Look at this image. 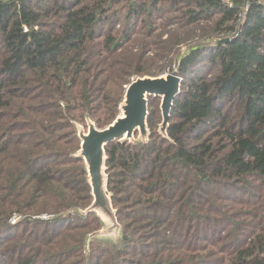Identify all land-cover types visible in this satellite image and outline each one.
<instances>
[{
    "label": "trees",
    "instance_id": "1",
    "mask_svg": "<svg viewBox=\"0 0 264 264\" xmlns=\"http://www.w3.org/2000/svg\"><path fill=\"white\" fill-rule=\"evenodd\" d=\"M224 1L0 0V264H264V0ZM175 65L168 135L150 96L149 139L106 146L121 237L87 257L76 124Z\"/></svg>",
    "mask_w": 264,
    "mask_h": 264
},
{
    "label": "water",
    "instance_id": "2",
    "mask_svg": "<svg viewBox=\"0 0 264 264\" xmlns=\"http://www.w3.org/2000/svg\"><path fill=\"white\" fill-rule=\"evenodd\" d=\"M220 42H227L229 37L219 39ZM182 77L175 70L164 75L138 76L126 86L123 101L120 104L122 115H118L110 124L99 128L90 118L86 119V127L79 129L78 136L81 140L80 149L75 155L82 157L88 173L89 184L93 195L91 205L84 211L78 210L81 214L95 212L110 218L117 227L121 225L116 216V210L112 203V193L108 189L107 153L106 146L115 140L133 141L135 135H139L147 141L150 130L148 127L149 97L161 98L162 122L159 132L167 136L169 120L176 96L181 92ZM84 128H88L87 132ZM138 142V141H135ZM103 221V219H102ZM104 226V221H103ZM98 236V231L92 236ZM90 239V238H89Z\"/></svg>",
    "mask_w": 264,
    "mask_h": 264
},
{
    "label": "rangeland",
    "instance_id": "3",
    "mask_svg": "<svg viewBox=\"0 0 264 264\" xmlns=\"http://www.w3.org/2000/svg\"><path fill=\"white\" fill-rule=\"evenodd\" d=\"M168 36V33H164V37L166 38ZM209 41H211V39H205V40H203V39H201L200 41H197L196 39L194 40V41H190V42H187L185 45H183V46H180V50H179V52L181 53V54H185L188 50H189V48H191V47H194L195 45H200V43H203V44H206L207 42H209ZM198 42H200V43H198ZM191 45V46H190ZM175 67V70L177 69V65H175L174 66ZM168 72H173V71H171L170 70V68L169 67H166V68H164L162 71H160L159 73H157L156 74V76H158V75H164V74H167ZM145 76V75H144ZM137 77V76H136ZM136 77H134V78H136ZM133 78V79H134ZM132 79V80H133ZM128 86V85H127ZM125 95V94H124ZM123 101V100H122ZM157 102H158V104H159V106H161V98H158L157 99ZM121 104V103H120ZM123 112H122V110L120 109V106H119V113H118V115H121ZM80 123H77L76 124V128H77V125H79ZM161 124V123H160ZM85 125H82V124H80L79 125V129H81V128H83ZM86 127V126H85ZM106 127V126H105ZM87 130H88V128H86ZM85 128H84V130L87 132V130H86ZM77 131H78V129H77ZM132 140L133 141H142V140H145L144 138H142L141 136H140V134L139 135H135L133 138H132ZM80 142H81V140H80ZM80 149V148H79ZM79 149L76 151V152H74V156L78 153V151H79ZM88 177V176H87ZM88 182H89V178H88ZM74 210H77L76 212H78V210H81V211H84L83 209H81V208H75ZM74 210H72V212H74ZM40 215H42L43 217H50V215H48V214H45V213H42V214H40ZM102 216V218H101V221H102V219H103V221H104V226L103 227H101L99 230H98V236L96 235V236H92V233H90L89 235H88V241H87V245H86V250H85V255L88 257L89 255H90V251H91V247H90V241L93 239V238H98V239H103V240H109V241H113V242H116V241H118L119 239H120V237H121V230H120V227H117L116 225V223H114L110 218H108V217H105L104 215H101ZM17 217H19V216H17ZM102 221V222H103ZM119 222V221H118ZM120 224V223H119ZM121 225V224H120ZM90 238V239H89Z\"/></svg>",
    "mask_w": 264,
    "mask_h": 264
},
{
    "label": "built area",
    "instance_id": "4",
    "mask_svg": "<svg viewBox=\"0 0 264 264\" xmlns=\"http://www.w3.org/2000/svg\"><path fill=\"white\" fill-rule=\"evenodd\" d=\"M224 3H225L226 5H232V3H231L230 0H225ZM242 16H243V15H242Z\"/></svg>",
    "mask_w": 264,
    "mask_h": 264
},
{
    "label": "bare ground",
    "instance_id": "5",
    "mask_svg": "<svg viewBox=\"0 0 264 264\" xmlns=\"http://www.w3.org/2000/svg\"><path fill=\"white\" fill-rule=\"evenodd\" d=\"M121 115L123 116V113Z\"/></svg>",
    "mask_w": 264,
    "mask_h": 264
}]
</instances>
